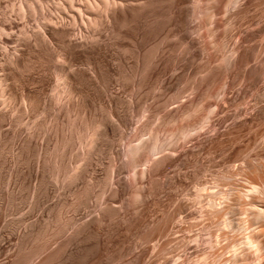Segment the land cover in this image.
<instances>
[{
	"label": "rangeland",
	"instance_id": "374dc122",
	"mask_svg": "<svg viewBox=\"0 0 264 264\" xmlns=\"http://www.w3.org/2000/svg\"><path fill=\"white\" fill-rule=\"evenodd\" d=\"M239 1L248 4L242 13L230 19L233 21L228 22L225 18L223 20L221 15L217 16L214 35L210 37L214 39L211 41L214 46L206 45L211 40L209 36V39L206 37V43H201V63L197 62L198 64L191 59L192 53L186 52L180 41L173 37V19L169 22L162 18L151 26H138L136 32L140 35L137 44L139 48H150L164 40L163 50L156 65L144 75L141 82V95L149 108L151 107L148 113H157L161 104L169 100L171 105L173 104L169 107L170 113L175 119L172 126H162L158 133L162 144H170H165L164 147L176 149H173L176 151L173 154L174 159H165L154 164L150 173L146 172L147 176L143 172L146 166L143 165L136 169L137 176L132 179V172L128 173V163L123 161L121 170L118 169V165L113 164L112 153L106 150L104 154H94V159L89 165L90 170L84 179L70 182L62 176V179L56 182L47 176L48 155L44 150L48 144L51 145L50 149H53L52 142L56 143L57 136L51 135L54 140L51 136L49 138L42 125L49 122L51 115L38 109V113L16 112L11 113L8 119H0V264H179L178 261H163L162 255V260L154 257L150 248L154 243L161 245L166 242L167 237L162 236L165 229L176 227L179 216L192 210L194 184L200 181L206 186H214L220 183L218 176L226 172H235L233 182L245 184L249 175L242 172L239 174L237 169L242 160L245 156L264 158V50L259 47L264 30L259 33L256 27H250L251 21L254 20L252 18H260L263 14L264 0ZM13 2L16 3V0H0L1 23L8 25L12 22L7 16L12 13ZM216 2L207 4L205 9H214ZM190 6L187 4L186 8L189 9ZM29 18L32 19V27L37 29L39 24L36 25L33 17L27 19ZM12 20L14 22L11 24L14 23L13 27L16 29L13 28V31L18 33L16 26L21 29L24 21L20 23V17ZM188 26L191 28L192 24L189 23ZM243 35L245 36L241 39ZM107 40L112 43L113 39L108 36ZM125 43L129 44L128 41H124ZM232 44L244 48L241 64L238 63L239 55L230 50ZM6 45L14 47L15 44L7 42ZM132 48L129 46V52H124L115 45L108 47L112 65H118L119 61L114 58L121 55V63L128 76L135 67ZM224 55L228 58L225 59ZM248 56L251 57V62L246 60ZM79 65L76 68L88 72V66ZM168 67H172L169 73L178 79L168 84L170 87L160 89V81ZM250 68L254 73L252 79L248 80L245 76ZM40 71L36 67L23 71V75L26 79L29 75L42 74ZM20 81L22 82H9L11 86L14 84L13 89L17 94H21L24 89V84ZM130 82L131 80L126 79L112 83L111 91H118L129 101L133 90L134 93L136 91V87ZM180 96L182 99H179ZM48 97H52V92ZM78 98L75 97L76 100ZM18 100L14 103L17 111L19 107H24V103ZM59 106L54 105L57 109ZM135 111L138 113L139 110ZM120 112L125 116L127 124L125 133H115L114 150H122L128 135L136 133L140 126L136 117L131 116L127 105L124 104ZM184 114L187 118L184 116V121H181ZM14 117L21 121L16 122ZM201 124H204L203 127ZM193 126L196 127L195 130ZM182 128L191 133L184 132ZM197 128L199 130L196 131ZM172 129H177V132ZM123 134H126V137ZM28 137L31 139L30 147L27 151H22V144ZM75 141L74 147L65 152L64 156V162L74 171L79 166L82 153L80 145H83V142L80 144L78 140ZM159 144L162 145L161 142ZM111 169L115 177L112 181L108 180L109 177L112 179ZM130 180H133L132 183ZM117 181L126 187L128 199L126 194L124 200L121 195L112 194L117 188ZM122 201L129 203L122 205ZM108 202L113 204L114 210L101 214V206ZM173 227L170 237L175 238L179 234L174 235L176 229ZM196 228L192 234L199 231V228ZM156 254L158 256L159 253Z\"/></svg>",
	"mask_w": 264,
	"mask_h": 264
},
{
	"label": "bare ground",
	"instance_id": "6f19581e",
	"mask_svg": "<svg viewBox=\"0 0 264 264\" xmlns=\"http://www.w3.org/2000/svg\"><path fill=\"white\" fill-rule=\"evenodd\" d=\"M208 1L210 2L208 3ZM213 2L217 4L214 9H205L207 4ZM187 4L191 5L189 9L186 8ZM247 4V2L240 3L239 0H16V3L13 2L11 5L12 13H8L7 17L12 22H14L12 19L20 17V23L24 21L22 28L15 25L18 28V33H16L13 31L14 23L11 24L12 22L10 23L9 20H7L10 23L8 25L0 22L2 54L0 56V71L2 72L0 73V119H8L11 113L16 112L38 113V109L42 113L51 115L49 122L42 125L49 138L53 134L55 137L57 136L56 143L52 142L54 143L53 149H50L51 145L48 144L44 150L48 155L46 161L49 166V172H47L49 174L47 176L56 182L61 180L62 176L70 182L84 179L90 170L89 165L94 159V154L103 153L106 150H110L112 153L113 164H117L118 166H115L118 169L122 166L123 161L128 163L130 169L128 173L132 172V179L137 176L136 169L139 166L145 165L146 170H140L145 174L146 172L150 173L154 164L161 163L165 159H174L173 154L176 151H173L174 148L164 147L169 143L162 144L158 133L162 126H172L175 119L170 113L171 103L169 100L161 104L157 113H148L151 107L149 108L141 95V82L144 75L156 65L163 50L164 40L150 48H139L137 44L140 41V35L136 32L138 26L140 27V24L151 26L162 18L169 22H171L170 19H173V37L180 41L186 52L192 53L193 62L201 63V46L203 45L201 43H206L204 42L205 38L214 35L217 16L221 15L222 19L225 18L228 22L233 21V16L242 13ZM12 15H16V17H12ZM26 17H33V20L37 22L36 25L39 24L38 28L34 29L30 23L32 19ZM232 17L233 19L230 20ZM252 19L254 20L251 23L248 20L250 27H256L259 33H262L264 12L260 18ZM188 20L193 27L188 26ZM231 27L229 28L231 29ZM108 36L114 40L112 43L107 40ZM210 39V43L206 45L214 46L213 42L211 43L214 39ZM6 41L14 43V47H8ZM124 41H128L129 44H124ZM233 44L230 50L232 49L239 55L237 57L238 63H240L243 61L241 59L244 48ZM109 45H115L124 52H129V46L133 47L135 67L130 76L126 74L122 66L120 54V57L114 58L119 61L118 65H112ZM259 47L264 50V36H262ZM262 52L261 54H263ZM26 55L28 56L26 57ZM232 55L234 56V54ZM226 57L224 58L226 59ZM246 60L251 62V57L248 56ZM79 64L88 66V72L76 68ZM36 67L41 70L42 74L29 75L25 79L23 71ZM172 67H168L167 72L164 73L159 88L169 86L168 84L174 82V79H178L169 73ZM250 69L245 76L248 80L252 79L254 73L252 68ZM126 79L131 80L136 87L131 99L128 98L129 101H126L118 91L113 92L110 88L112 83L123 82ZM18 80H22L20 82L24 84L21 94H17L13 89L14 84L11 86L9 83ZM30 85H39V87L33 88ZM50 92H52L51 98L48 97ZM76 96L79 97L78 100L75 99ZM18 99L24 103V107H19L20 109L17 111L14 103ZM179 99H182V96ZM124 104L131 110V116L136 117L140 126L138 125L139 129L137 128L136 133L128 135V140L122 150H114V135L119 131L125 133L124 129L127 124L125 116L120 112V108ZM54 105L60 106L57 109ZM136 109L139 110L138 113H135ZM184 116L187 118L184 114L181 121H184ZM20 121L17 117L16 122ZM34 121H38V119H34ZM195 126H193L194 130ZM166 130L167 128L164 131L166 132ZM182 130L184 131L183 128ZM189 130L191 131V129ZM189 130L185 131L188 133ZM181 131H179L180 134ZM123 136L126 137V134ZM51 139H53L52 136ZM75 140H78L80 144L83 142V145H80L82 153L79 166L74 171L66 165L64 156L65 152L74 147ZM30 141V137L24 140L22 151H27L31 144ZM160 142L163 146H160ZM172 142L175 141L172 140ZM156 155L159 157L155 158ZM237 169L239 174L242 172L249 175L245 184L233 182L235 179L233 177L236 176L235 172L221 173L218 176L220 183L214 186H206L196 180L195 186L193 185L192 210L190 209L183 216H179L177 226H174L176 230L172 226L175 230L174 235H179L175 238L170 237L172 227H167L162 234L164 238L167 237V241L161 245L154 243L150 248L154 257L160 258L162 255L163 261H178L179 264H264V158L245 156ZM111 170L112 179L108 178L110 181L115 178L113 169ZM88 179L90 178L88 177ZM116 184L117 188L113 189L115 191H112V194L121 195L122 198L126 194L127 198L126 187H123L119 181ZM127 202L129 203V201ZM127 202L124 201L121 204L124 205ZM112 205L108 202L101 206V214L114 210ZM196 227L199 228V231L192 234ZM172 243L174 244L172 245ZM156 252L159 253L158 256ZM161 258L160 260H162Z\"/></svg>",
	"mask_w": 264,
	"mask_h": 264
}]
</instances>
